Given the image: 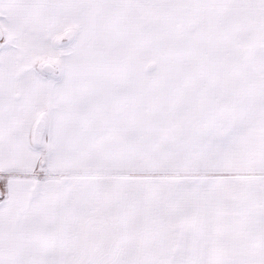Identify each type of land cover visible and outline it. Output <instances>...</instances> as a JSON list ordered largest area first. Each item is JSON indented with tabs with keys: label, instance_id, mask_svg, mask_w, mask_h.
<instances>
[{
	"label": "snow or ice",
	"instance_id": "6c2138e0",
	"mask_svg": "<svg viewBox=\"0 0 264 264\" xmlns=\"http://www.w3.org/2000/svg\"><path fill=\"white\" fill-rule=\"evenodd\" d=\"M0 264H264V0H0Z\"/></svg>",
	"mask_w": 264,
	"mask_h": 264
}]
</instances>
